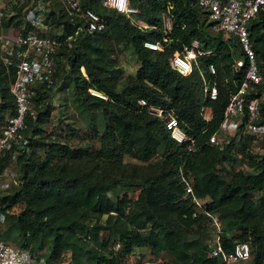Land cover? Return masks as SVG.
Segmentation results:
<instances>
[{
  "label": "trees",
  "instance_id": "16d2710c",
  "mask_svg": "<svg viewBox=\"0 0 264 264\" xmlns=\"http://www.w3.org/2000/svg\"><path fill=\"white\" fill-rule=\"evenodd\" d=\"M43 1L51 2L52 8L44 21L48 29L39 36L62 42L53 54L56 89H70L69 103L97 132L99 149L89 152L44 138H37L33 145L31 141L38 135L33 110L50 102L53 95L42 85L35 87L33 110L25 115L22 132L28 143L10 150L18 152L13 166L18 185L0 192V215L22 206L14 220L0 229V239L42 258L44 264H56L65 253L70 254L72 264H119L137 248L165 253L177 264H222L206 255L201 238L206 236L208 223L201 216L192 217L191 196L185 194L188 184L192 196L219 219L223 250L228 253L235 243L246 242L253 264H260L264 253V153L246 152L247 142L257 137L243 134L240 123L221 147L205 143L218 129L227 94L241 82L246 68L245 63L239 69L233 66L236 60H243L233 37L215 31L195 7L196 0H129L138 10L133 18L142 21L144 29L102 7L100 0H79L105 21V28L92 33L81 30L76 35L82 21L56 0ZM161 12L169 18L170 32L164 31ZM20 17L0 14V26L38 33L27 22L22 25ZM247 31L264 79V11L249 21ZM67 37L70 39L65 41ZM192 40L210 52L198 59L199 70L204 71L208 63L215 68L217 95L205 101L212 113L207 122L199 116L203 100L198 70L180 76L167 64L173 53ZM144 42L159 43L160 48L149 50L142 46ZM115 46H130L139 62L135 74L126 76L119 87L121 70L107 60ZM2 75L0 61V121L6 113H13L8 82ZM13 75L12 70L10 79ZM140 100L146 105L140 106ZM149 106L170 110L179 129L202 145L200 152L186 153V143L174 142L163 121L147 113ZM260 116L264 122V99ZM232 151L243 156L252 172L216 169L225 163L236 164L238 157ZM123 156L139 164H122ZM10 159V152L0 159V172ZM132 189L137 191L136 198L122 216L112 197ZM101 231L107 232L104 240L99 238ZM232 231L238 234L229 236ZM42 250L45 254H38Z\"/></svg>",
  "mask_w": 264,
  "mask_h": 264
},
{
  "label": "built area",
  "instance_id": "2783aa9c",
  "mask_svg": "<svg viewBox=\"0 0 264 264\" xmlns=\"http://www.w3.org/2000/svg\"><path fill=\"white\" fill-rule=\"evenodd\" d=\"M56 1L82 21L83 26L77 27L75 35L81 30L92 33L105 28V21L91 9L83 7L79 0ZM100 4L128 19H133V16L138 14V10L129 5V0H100ZM44 5L43 0L33 1L24 14V21L36 28L37 34L33 31L23 33L14 29L11 33L0 36V61L6 68H11L14 72L13 81L8 87L13 100V113L0 121V159L8 152L11 155L8 166L0 172V192L18 185L17 171L13 167L18 152L10 150L13 147L24 148L28 143L22 132L25 128L24 118L30 109L35 87L42 85L45 90H49L53 94L57 88L53 80V54L62 45V42L57 38L39 36V34H45L48 29L47 24L44 23L48 6L44 7ZM195 7L204 13L206 21L212 24L215 31L233 37L237 43L243 60H236L233 64L234 68L239 69L243 63L246 65L241 82L235 90L229 91L227 94V101L218 129L208 136L205 143L221 147L223 142L231 140L240 123H243L244 133L263 138L264 122H261L260 104L264 99L261 89V86H264V79L257 68L247 24L259 12L264 11V0H196ZM132 23L137 28H146V25L140 23L139 20H133ZM164 31L170 32V21ZM69 39L70 37H67L65 41ZM165 40L164 38L163 41ZM142 46L149 50L160 48L159 43L151 42H144ZM209 55V51L201 50L198 42L192 40L189 46L182 47L179 53H173L167 60L168 67L180 76L189 75L193 69L198 70L197 74L202 82L203 100L199 116L206 122L211 119L212 113L205 101H212L217 95L215 68L212 63H208L205 65L204 71L199 70L197 61ZM90 94L102 97L94 92H90ZM137 103L140 106L146 105L142 100ZM146 111L163 121L174 142L177 144L186 143L184 146L186 153L200 152L202 145H196L193 139L187 137L179 129L170 110L164 111L160 107L149 106ZM185 194L191 196L189 205L193 210L192 217L201 216L208 223L204 243L207 257L219 259L222 264H233L249 259L253 261V255L246 242L235 243L226 253L220 244L222 228L217 216L206 209L202 200L192 196L188 184H185ZM44 263L42 258L31 255L27 250L17 249L0 239V264ZM260 264H264V253Z\"/></svg>",
  "mask_w": 264,
  "mask_h": 264
},
{
  "label": "rangeland",
  "instance_id": "374dc122",
  "mask_svg": "<svg viewBox=\"0 0 264 264\" xmlns=\"http://www.w3.org/2000/svg\"><path fill=\"white\" fill-rule=\"evenodd\" d=\"M34 0H0V14H4L6 17L11 16L12 14H19L22 19L21 23L24 25V14L27 8L32 5ZM50 4V5H49ZM45 5L48 6V10L52 8L51 2H45ZM44 5V7H46ZM160 16L162 18L163 27L167 29L169 18L165 12H161ZM130 24L133 20L129 19ZM46 22H48L46 20ZM140 23L144 24L139 20ZM108 62L112 63L116 69L121 70L120 78L118 80V87L121 85V82L126 78V76H133L136 69L138 68L139 62L135 55L131 51V47L115 46L114 54L108 57ZM198 72V71H197ZM199 77V76H198ZM200 78V77H199ZM201 80V78H200ZM216 83V81H215ZM217 85V83H216ZM57 90V91H56ZM70 89H58L54 90V94L50 102L47 100L44 103L33 110V104L31 105L29 111L33 110L32 115L35 117V125L38 132L37 137L33 138L31 143L36 144L37 138H44L49 140H55L60 143H65L69 147H82L86 148L89 152L97 151L99 148V141L97 140V132L88 127L87 120L85 116H80L77 110L69 103ZM264 94V90H263ZM50 103V104H49ZM9 116L8 114L4 117ZM243 133V132H242ZM246 134V133H243ZM247 135V134H246ZM245 136V135H243ZM236 137L234 141H237ZM246 152L250 155H261L264 153V139L254 138L246 144ZM39 155H41V150H35ZM233 155L238 157V161L231 167V163H225L221 166H217L216 169L219 171L221 167L226 171H236L242 170L243 172H252L244 161V158L241 154L232 151ZM139 164L137 161L130 159L126 156L122 157V164ZM137 191L132 190H123L118 191L115 197H112L115 203L120 208L121 215H127L129 210L132 207V204L136 198ZM22 204L15 206L14 208L5 211L4 214L0 215V229H4L6 224L11 223L16 214L21 209ZM105 217L101 218L103 222ZM7 222V223H6ZM237 231H232L229 236L237 235ZM107 237V232L101 231L99 233L100 239H105ZM206 236L201 238V242L205 243ZM13 247H16L12 242H8ZM38 254H45L44 250L38 252ZM56 264H72L70 259V254L65 253L62 255L59 261ZM119 264H177L173 258L165 253L160 254H151L148 248H137L134 250V253L131 256L124 257V259L119 260ZM233 264H253L249 259L248 261H239Z\"/></svg>",
  "mask_w": 264,
  "mask_h": 264
},
{
  "label": "crops",
  "instance_id": "0c3cea01",
  "mask_svg": "<svg viewBox=\"0 0 264 264\" xmlns=\"http://www.w3.org/2000/svg\"><path fill=\"white\" fill-rule=\"evenodd\" d=\"M14 30V28H10V27H6V28H4V27H0V36H3V35H6V34H8L9 32L11 33L12 31ZM1 68H2V71H3V74L4 75H2L3 77H4V79L8 82V86L7 87H9L10 86V84L12 83V81H13V78H14V75L12 76V78L10 79V77H9V74H10V72H12V69L11 68H6L2 63H1ZM13 74H14V72H13ZM9 92V91H8ZM7 114V113H6Z\"/></svg>",
  "mask_w": 264,
  "mask_h": 264
},
{
  "label": "clouds",
  "instance_id": "9594fccd",
  "mask_svg": "<svg viewBox=\"0 0 264 264\" xmlns=\"http://www.w3.org/2000/svg\"><path fill=\"white\" fill-rule=\"evenodd\" d=\"M134 16H136V15H134ZM136 20H138V19H136ZM188 76V75H187ZM94 93H96V92H94ZM97 94H99V93H97ZM100 95V94H99ZM93 96H95V95H93ZM102 96V95H101ZM95 97H98V98H103V96L102 97H99V96H95Z\"/></svg>",
  "mask_w": 264,
  "mask_h": 264
}]
</instances>
